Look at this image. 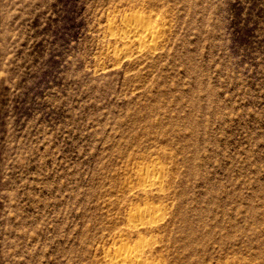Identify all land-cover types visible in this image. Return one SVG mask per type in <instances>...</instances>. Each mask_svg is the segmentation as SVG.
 <instances>
[{
  "label": "rangeland",
  "instance_id": "374dc122",
  "mask_svg": "<svg viewBox=\"0 0 264 264\" xmlns=\"http://www.w3.org/2000/svg\"><path fill=\"white\" fill-rule=\"evenodd\" d=\"M136 14L161 48L118 60ZM152 161L165 191L136 194ZM148 204L164 219L121 237ZM140 238L158 264H264V0H0V264Z\"/></svg>",
  "mask_w": 264,
  "mask_h": 264
},
{
  "label": "bare ground",
  "instance_id": "6f19581e",
  "mask_svg": "<svg viewBox=\"0 0 264 264\" xmlns=\"http://www.w3.org/2000/svg\"><path fill=\"white\" fill-rule=\"evenodd\" d=\"M142 16L139 14L131 15L125 20L122 19L123 21H121L120 25L117 23L119 26L116 30L118 29L119 32L116 35L111 33L114 36L113 40L115 43L122 42L123 45H128L129 47L123 48L124 51L122 50L123 52L120 54L116 53L115 50L113 57L116 55L118 60H122L128 56L135 57L136 55L137 58L145 56L146 53L152 54L159 50V46L163 42L164 28L152 26L150 23L152 20L149 22L150 18ZM112 26L110 25L108 30L113 31L115 28ZM129 49H131V52L128 54ZM164 172V166L159 161H152L147 167H135L133 173L136 185L133 190L136 189V194L163 193L166 187ZM166 209V206L162 204H148L131 209L127 215V232L120 233V236H126L131 230L142 231L151 229L153 225L160 223L164 219ZM135 243V247H130L128 244L110 247L103 254L104 261L106 264H158L157 262H150V259L146 256V251L152 246L149 240L140 238Z\"/></svg>",
  "mask_w": 264,
  "mask_h": 264
}]
</instances>
